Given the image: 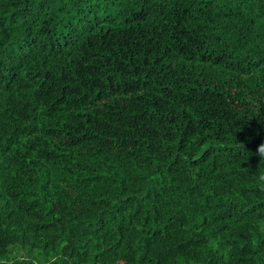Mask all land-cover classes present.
Listing matches in <instances>:
<instances>
[{"label":"trees","instance_id":"trees-1","mask_svg":"<svg viewBox=\"0 0 264 264\" xmlns=\"http://www.w3.org/2000/svg\"><path fill=\"white\" fill-rule=\"evenodd\" d=\"M261 143L264 0H0V264H264Z\"/></svg>","mask_w":264,"mask_h":264},{"label":"clouds","instance_id":"clouds-1","mask_svg":"<svg viewBox=\"0 0 264 264\" xmlns=\"http://www.w3.org/2000/svg\"><path fill=\"white\" fill-rule=\"evenodd\" d=\"M255 155L259 157V164H258V171L254 174L256 177V184L255 187L260 192H264V171L260 170V165L264 164V143H261L257 146V150ZM261 231H264V226L261 227ZM212 250L216 251L219 248V242L213 241L211 244ZM15 264H57L56 257H49L47 260L44 259H32L28 261L27 258L15 256Z\"/></svg>","mask_w":264,"mask_h":264}]
</instances>
